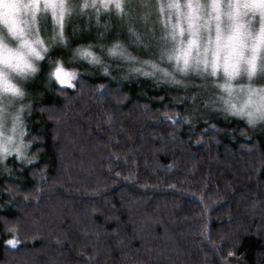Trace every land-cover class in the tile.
<instances>
[{"label":"trees","instance_id":"obj_1","mask_svg":"<svg viewBox=\"0 0 264 264\" xmlns=\"http://www.w3.org/2000/svg\"><path fill=\"white\" fill-rule=\"evenodd\" d=\"M71 18L57 51L76 88L44 71L25 81L28 159L0 161V264H264V129L199 112L152 76L122 78L108 47L158 60L156 39L135 27L149 47L131 43L114 13ZM89 44L102 65L68 59Z\"/></svg>","mask_w":264,"mask_h":264},{"label":"snow or ice","instance_id":"obj_2","mask_svg":"<svg viewBox=\"0 0 264 264\" xmlns=\"http://www.w3.org/2000/svg\"><path fill=\"white\" fill-rule=\"evenodd\" d=\"M140 7L145 20L155 13L163 24V37H154L159 58L141 61L116 39L107 52L129 62V72H122V78L129 73H160L158 79L179 85L182 81L175 73L191 69L215 78L216 87L223 90L219 100L224 112L245 118L252 127L264 123V0H140ZM131 12L132 0H0V161L12 154L21 161L28 159L23 139H17L24 136L22 113L29 107L22 103L27 98L25 81L44 71L45 83L54 80L60 86L57 90L76 88L77 71L66 67L64 52L57 51L61 45L69 46L67 20L87 14L99 23L102 14L114 13L127 23L130 42L147 49ZM49 22L51 36L46 35ZM92 48L79 45L68 59L102 65ZM164 61L172 71L161 67ZM103 71L107 74L109 68L103 66ZM237 80L247 83L236 85ZM237 86L246 97L243 102L233 98ZM11 235L5 243L15 247L18 232Z\"/></svg>","mask_w":264,"mask_h":264},{"label":"rangeland","instance_id":"obj_3","mask_svg":"<svg viewBox=\"0 0 264 264\" xmlns=\"http://www.w3.org/2000/svg\"><path fill=\"white\" fill-rule=\"evenodd\" d=\"M143 11L144 10L140 7V0H132L131 17L135 21V27H137V30L139 32H142L144 34V36L147 37V39H151L153 37H163V24L157 20L156 14L153 13L147 20H145L142 17ZM75 16L80 17L83 15H75ZM92 16L95 17L94 15H92ZM69 20L70 19H68L67 22ZM50 34H52L51 22H49V24H48V31H47L46 35H50ZM156 42H157V40H156ZM127 50L129 53H131L129 51V49H127ZM115 58H119V59L123 60L122 58H120L118 56ZM123 62H125V65H127V67H129V62L124 61V60H123ZM174 63L175 62H172L173 65H174ZM169 68H171V70H173L172 66H170V65H169ZM159 75H160V73H157V76H159ZM175 75H176L178 80L182 81V83L179 85L169 83V87L174 89V90H177L179 92H187L189 94V102L192 103V105L195 109H199L197 111H199V112L200 111H209L212 113H215V111L216 112L218 111V112H221L222 114H224L226 116H234V117L242 118V117L235 116V115H232L231 113H226L223 111V105L219 100V97H220L223 90L216 87L214 77H210L207 75L202 76V75L198 74L197 72L192 71L191 69H189L185 73L176 72ZM157 76H155V77L152 76V77L154 79H157L158 81L165 82L161 79H158ZM233 83L236 85L246 84L247 80H237V81H234ZM257 86H259V84ZM192 88H195V90L200 91L201 92L200 95H202V94H203V96L207 95L206 96L207 101L205 102V104L201 103V102H204L201 96H192V93L190 94V91ZM203 98H205V97H203ZM233 98L237 102H243V100L246 99V97L243 94H240V88L238 86L234 90ZM213 102H215V103H213ZM22 103L26 104L24 99L22 100ZM18 106L19 105H17V107ZM24 111H25V109H24ZM22 117H23V113H22ZM242 119H244L247 122V120L245 118H242ZM10 128H11V124H9V130H10ZM255 128L256 129H264V123L258 124ZM22 138L19 136L17 137L18 140L22 139ZM24 150H25V148H24ZM4 160H2V162Z\"/></svg>","mask_w":264,"mask_h":264}]
</instances>
